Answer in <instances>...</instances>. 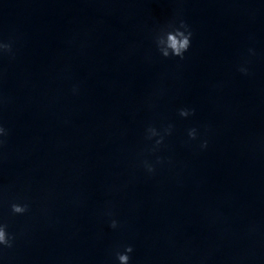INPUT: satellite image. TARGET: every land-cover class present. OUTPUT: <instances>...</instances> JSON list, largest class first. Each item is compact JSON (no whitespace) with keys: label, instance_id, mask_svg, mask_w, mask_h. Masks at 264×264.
Returning <instances> with one entry per match:
<instances>
[{"label":"clouds","instance_id":"obj_1","mask_svg":"<svg viewBox=\"0 0 264 264\" xmlns=\"http://www.w3.org/2000/svg\"><path fill=\"white\" fill-rule=\"evenodd\" d=\"M192 33L188 30L187 24L183 21H179V26H176L174 23H169L166 26L162 27L157 35L155 36V42L159 52L162 54L163 57L175 56L181 59L184 58V53L190 47ZM12 52V45L11 43H4L0 42V54L3 53H11ZM242 72H246V69H241ZM191 114H194V110L189 109H180L179 115L181 117H187ZM171 125L165 129L166 134L171 133ZM6 129L0 126V136L6 135ZM160 136V133L157 131L155 127L149 126L146 129V139L151 140L153 137ZM188 136L190 139H196L197 137V130L195 128L189 129ZM163 142V136H160L159 139L155 141V146L153 147V151L158 148L160 144ZM3 142L0 141V144ZM202 148L207 147V141H203L200 145ZM145 168L152 172L154 171L153 166L144 161ZM11 212L13 214H24L29 210V205L27 203H12L10 205ZM109 215H111L109 213ZM118 224L116 220H111L110 227L113 229L117 228ZM7 225L4 223H0V246H4L7 248H11L13 244V240L15 239L14 236L8 233ZM133 252V247L131 245H127L124 247V250L121 252L117 250L115 252V256L119 264H129L131 259L130 253Z\"/></svg>","mask_w":264,"mask_h":264}]
</instances>
